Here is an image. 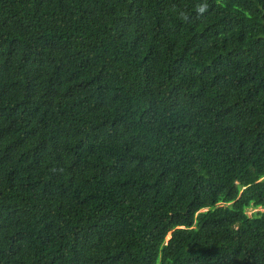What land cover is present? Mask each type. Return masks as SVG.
Listing matches in <instances>:
<instances>
[{
    "label": "trees",
    "instance_id": "obj_1",
    "mask_svg": "<svg viewBox=\"0 0 264 264\" xmlns=\"http://www.w3.org/2000/svg\"><path fill=\"white\" fill-rule=\"evenodd\" d=\"M0 264H264V0H0Z\"/></svg>",
    "mask_w": 264,
    "mask_h": 264
},
{
    "label": "rangeland",
    "instance_id": "obj_2",
    "mask_svg": "<svg viewBox=\"0 0 264 264\" xmlns=\"http://www.w3.org/2000/svg\"><path fill=\"white\" fill-rule=\"evenodd\" d=\"M260 210H263V209H256V208H251L250 210H249V214L252 216V215H254L256 212H258V211H260Z\"/></svg>",
    "mask_w": 264,
    "mask_h": 264
}]
</instances>
